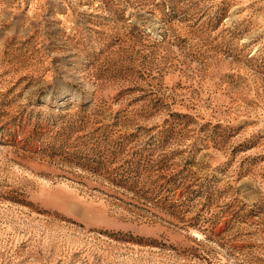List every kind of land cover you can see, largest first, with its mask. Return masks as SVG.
<instances>
[{"label": "rangeland", "instance_id": "obj_1", "mask_svg": "<svg viewBox=\"0 0 264 264\" xmlns=\"http://www.w3.org/2000/svg\"><path fill=\"white\" fill-rule=\"evenodd\" d=\"M0 264H264V0H0Z\"/></svg>", "mask_w": 264, "mask_h": 264}]
</instances>
